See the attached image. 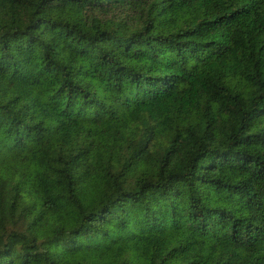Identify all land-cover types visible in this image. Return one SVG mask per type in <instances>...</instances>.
Wrapping results in <instances>:
<instances>
[{"label": "trees", "instance_id": "16d2710c", "mask_svg": "<svg viewBox=\"0 0 264 264\" xmlns=\"http://www.w3.org/2000/svg\"><path fill=\"white\" fill-rule=\"evenodd\" d=\"M0 264H264V0H0Z\"/></svg>", "mask_w": 264, "mask_h": 264}]
</instances>
